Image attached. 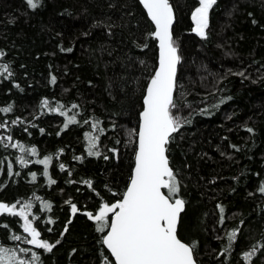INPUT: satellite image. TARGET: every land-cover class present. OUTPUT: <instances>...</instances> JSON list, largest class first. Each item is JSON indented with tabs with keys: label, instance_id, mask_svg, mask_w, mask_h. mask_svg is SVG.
<instances>
[{
	"label": "trees",
	"instance_id": "1",
	"mask_svg": "<svg viewBox=\"0 0 264 264\" xmlns=\"http://www.w3.org/2000/svg\"><path fill=\"white\" fill-rule=\"evenodd\" d=\"M35 2L33 9L27 0H0V64L11 72L0 69V108L12 106L0 111L7 124L0 128V202L31 201L41 238L59 243L47 252L13 241L27 235L23 218L5 213L0 245L32 248L41 264H103V257L115 264L85 213L120 199L130 180L142 99L157 65L154 27L139 0ZM170 2L181 57L173 114L183 123L167 152L185 200L178 235L195 244L197 264H249L243 253L253 246L251 264H264V0H217L206 38L193 31L198 0ZM45 99L78 123L64 128L68 117L44 108ZM89 133L99 136V156L88 154ZM46 156L48 175L36 163ZM234 229L237 240L225 251Z\"/></svg>",
	"mask_w": 264,
	"mask_h": 264
},
{
	"label": "snow or ice",
	"instance_id": "2",
	"mask_svg": "<svg viewBox=\"0 0 264 264\" xmlns=\"http://www.w3.org/2000/svg\"><path fill=\"white\" fill-rule=\"evenodd\" d=\"M141 2L155 25V30L150 35L159 42V67L151 76L143 101L144 109L140 114L142 122L140 130L136 133L138 151L135 156L134 174L120 199L114 203H103L96 214L86 212L85 215L96 223V230L99 233L106 232L102 236L101 243L110 251L115 264H197L194 256L195 244L183 242L177 234L180 215L185 208V200L179 196L180 184L170 167L167 155L173 133H176L183 123L178 116L173 114V110L177 108L174 91L177 68L181 61L172 33L174 11L170 0H141ZM216 3L217 0H198V6L192 12L191 18L195 22L193 31L201 38L207 36L210 10ZM27 4L33 9L38 6L35 0H27ZM3 55L4 53L0 52V56ZM0 69L11 75L7 65L0 64ZM239 74L243 75L242 72ZM55 79L53 76V83ZM42 106L49 108V102L45 99ZM62 107L58 105L49 110L60 112L62 116L68 117L64 128L78 123L76 116H68L67 112L61 111ZM78 107V105H72V108ZM0 111L10 112L12 106L0 108ZM17 122L13 121V123ZM84 123L87 124L89 121L85 120ZM99 123V121H94L91 127L99 128ZM6 127L7 124L0 123V128ZM100 131L103 130L100 129ZM248 131L251 132L252 129L249 128ZM86 135L89 141L88 154L99 156L100 153L94 151L99 136H93L91 133ZM4 139L0 136V141ZM7 140L11 142L12 137L8 136ZM11 146L19 148L21 153L28 151L19 143ZM30 151L33 155L37 153L34 147ZM51 161V156L36 161V163L45 165L44 175H48L47 166ZM19 162L21 165L27 163L23 157L19 158ZM64 167L63 164L60 165L62 170ZM32 178L36 179L35 173H32ZM49 183L54 184L56 181L49 177ZM84 183L89 188L92 187L91 181H84ZM260 191L264 192V185L261 186ZM68 203L71 204V212L75 215L78 212L77 206L71 201ZM18 204H20L19 201L11 205L0 202V214L6 213L23 218L22 228L27 235L22 237L13 234L11 239L23 241L27 245L34 246L35 249L51 252L59 241L50 243L41 238V232L34 226V221L39 220V217L29 218V210L33 206L31 201L20 204L19 209H17ZM43 206L45 209H51L50 203L44 202ZM218 207L221 213L220 222L223 223L224 208ZM67 230L66 226L64 232ZM238 231L234 229L227 233L228 246L225 251H228L233 246V242L237 240ZM258 250L257 246H253L250 251L243 253L244 259L251 264V258ZM29 253L31 258H22V255L26 257ZM102 259L103 264H113L108 257ZM0 264H41V262L39 255L32 248H9L0 245Z\"/></svg>",
	"mask_w": 264,
	"mask_h": 264
},
{
	"label": "water",
	"instance_id": "3",
	"mask_svg": "<svg viewBox=\"0 0 264 264\" xmlns=\"http://www.w3.org/2000/svg\"><path fill=\"white\" fill-rule=\"evenodd\" d=\"M140 1V3L142 4V2H141V0H139ZM171 3V2H170ZM171 5H172V3H171ZM142 6H143V4H142ZM144 7V6H143ZM172 7H173V5H172ZM145 9V8H144ZM145 11H146V13H147V10L145 9ZM173 11H174V8H173ZM148 15V14H147ZM149 17V16H148ZM174 17H175V11H174ZM149 19H150V17H149ZM151 20V19H150ZM152 22V21H151ZM174 22H175V19H174ZM152 24H153V27H154V29H153V32H154V30H155V25H154V23L152 22ZM174 24V23H173ZM173 27V26H172ZM156 45H157V65H156V68H155V70H154V73H155V71H156V69L159 67V42H158V40L156 39ZM179 55V54H178ZM178 69V68H177ZM153 73V74H154ZM150 79H151V77H150ZM150 79L148 80V83H147V85H146V89H147V87H148V85H149V82H150ZM146 89H145V93H144V96H143V99H142V103H143V105H142V109L140 110V113H139V123H138V129H137V132L140 130V126H141V122H142V119H141V113H142V111H143V109H144V97H145V95H146ZM137 151H138V136H137V146H136V152H135V156H136V153H137ZM170 164V163H169ZM170 167H171V165H170ZM134 169H135V157H134V165H133V168H132V173H131V177L133 176V174H134ZM131 177H130V180H131ZM130 180H129V182H128V185H127V187L129 186V184H130ZM127 187H126V189H127ZM125 189V190H126ZM181 216V215H180ZM180 221V220H179ZM178 225H179V223H178ZM177 230H178V227H177ZM107 231V230H106ZM104 234H106V232L104 233ZM177 234H178V232H177ZM178 237H179V235H178ZM180 238V237H179ZM181 239V238H180ZM183 242H185V243H187L186 241H184L183 239H181ZM110 252V251H109ZM111 254V253H110ZM113 259H114V257H113Z\"/></svg>",
	"mask_w": 264,
	"mask_h": 264
},
{
	"label": "rangeland",
	"instance_id": "4",
	"mask_svg": "<svg viewBox=\"0 0 264 264\" xmlns=\"http://www.w3.org/2000/svg\"><path fill=\"white\" fill-rule=\"evenodd\" d=\"M194 25H195V22H194Z\"/></svg>",
	"mask_w": 264,
	"mask_h": 264
}]
</instances>
